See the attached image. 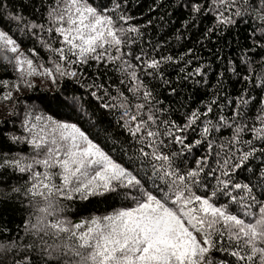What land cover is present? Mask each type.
<instances>
[{
  "label": "snow or ice",
  "instance_id": "obj_1",
  "mask_svg": "<svg viewBox=\"0 0 264 264\" xmlns=\"http://www.w3.org/2000/svg\"><path fill=\"white\" fill-rule=\"evenodd\" d=\"M141 2L20 0L18 8L6 10L0 0V68L15 74L14 80H0V101L34 88L37 77L52 85L67 78L87 83L100 107L118 114L120 129L102 146L99 133L89 130L103 120L80 96H72L59 103L75 113V122L25 109L22 135L3 138L0 132V207L13 205L25 214L7 242L3 236L9 230L0 228V264H264V70L253 68L257 57L264 68V2L181 0L187 16L175 39H187L189 30L211 16L195 43L206 48L223 42L222 48L208 49L223 65L213 95L202 108L185 111L182 122L172 118L179 109L164 107L149 81H162L180 103L175 97L181 82L207 84L211 65L200 62L187 70L200 61L195 47L178 57L161 55L167 41L149 38L153 19L134 23L130 8ZM162 6V0L154 2L147 13ZM156 19L167 24L171 17ZM242 24L249 43L240 48L237 64L221 53L231 46L227 33ZM23 37L31 48L22 46ZM232 39L239 43V34ZM181 63L176 81L168 80L165 66ZM109 73L119 84L97 82ZM229 73L252 87L234 98L226 95ZM111 127L109 122L103 131ZM223 129L231 136L221 140L214 134ZM197 131L199 138L190 139ZM21 144L27 150L13 152L9 146ZM200 147L205 153L193 157L195 166H184ZM258 158L261 163L253 166ZM109 194L132 206L76 222L66 215L65 201Z\"/></svg>",
  "mask_w": 264,
  "mask_h": 264
},
{
  "label": "trees",
  "instance_id": "obj_2",
  "mask_svg": "<svg viewBox=\"0 0 264 264\" xmlns=\"http://www.w3.org/2000/svg\"><path fill=\"white\" fill-rule=\"evenodd\" d=\"M19 2L20 0H4V4L8 6L6 10H11L13 6L18 8ZM154 2H161V0H142L138 7H131L130 12L133 16L137 17V20L134 21V23L137 24H143L145 20L153 19V26L148 30L149 38L160 42L167 41L162 49H160V54H172L173 56L178 57L188 48L195 47L196 54L200 57V61H194V63L187 70L192 71V69L195 68L200 62L211 65L207 73V84L201 83L197 85L192 80L181 82L179 95L175 97V101H179L180 103H183L187 106L183 109L180 108V103H175L173 101L169 94L167 86L164 85L162 81H160L159 79L149 81L150 86L154 88V92L158 94V98L163 101L164 107L171 106L174 111L176 109H179V111H175V115L172 118L182 122L183 113L185 111L197 107L202 108L203 105L201 102H207L213 95V92L215 91L213 85L216 84L218 78L217 73L222 70L223 65H221V63L208 49L215 50L217 48H222L223 42L219 44L208 43L206 48H201L200 45H197L195 43L197 39L202 35L205 28L210 26L212 22L211 16L205 19L197 29L189 30V32L187 33V39L177 41L175 39V34L177 29L180 28V22L187 16V9L179 8V3L181 2V0H162L163 6L160 7L157 11L148 14L147 9ZM261 2H264V0H261ZM109 7H111V5H109ZM24 11L27 12L28 9H24ZM141 13H145V15L141 17ZM161 15L170 16V22L167 24H163L160 20L156 19V17H159ZM249 23H252L253 26H255V23H258V21H249ZM12 31H17L15 24L12 25ZM247 31L248 29L245 28L243 24L240 25L239 28L229 31L227 33V38L229 39L231 46L229 48H224L221 55L233 58L236 60V63L239 64L240 48L247 47L249 43L245 40V34ZM237 33L239 34V43L232 39L233 36ZM23 39L24 44L22 46L25 49L31 48L33 46V44L28 40L27 37H23ZM40 54L45 59H47V53L40 50ZM180 67H183L182 63L179 65H166V78L170 81L175 82ZM253 68L255 73H259L264 70V68L261 67L259 57L256 58V63L253 65ZM241 72L243 73V69H241ZM228 75L232 76V78L231 80L225 78L226 95L234 98L242 90L243 87H252V85L236 82V76L232 75L231 73H229ZM91 77L92 73L91 70H89V83L91 82ZM3 79H8L10 81L15 79V74L11 71L10 68L7 70L0 68V80ZM109 79L112 83L119 84L120 78L113 73H109L107 78H102L101 81L97 82H104L107 84ZM121 87L123 88L124 86ZM3 91L4 89L0 88V93H2ZM256 95L257 94L253 92V96ZM72 96H80L82 98V102L86 101V106L95 110L96 115L103 120V125H97L96 128L90 129L89 131L91 133H99V136L96 137V139L99 143H101L102 146L110 145L112 142L111 138L113 136V133L120 132V129L117 125L118 114L114 111L102 109L100 107L101 102L97 101L89 94L87 83H77L76 81L67 78L59 81L57 85H52L49 80L37 77L35 78L34 88H23L20 93L14 92L12 100L0 101V132L3 133V138H7L11 135L23 134L21 128V120L23 118V112L25 109H30L35 114L51 115L55 119L75 122V113L72 112L71 109L59 103V100H70ZM53 97L58 98V100H53ZM189 97L190 99H188ZM220 103L225 104L226 101L221 99ZM231 110V107H229L226 110V114L230 113ZM218 111L219 110H217L216 113L211 114L212 119L215 120L216 115H218ZM17 113L19 115H17ZM109 122H111L112 127L110 131L104 132L103 128L107 127L109 125ZM214 135L220 137V139L222 140L226 137H230L231 132L229 130L223 129L222 134L215 133ZM244 136L245 138H248L250 136V133H245ZM196 138H199L198 131L190 137V139ZM9 146L12 147L13 152L21 149L27 150L28 147L23 144ZM178 148L179 146H173L172 151H177ZM5 150H7V148ZM204 153V147H200L198 150H193V154L188 156V158L184 161V166L194 167L195 159L193 157L199 158ZM177 163H179V160L177 161ZM260 163L261 159L258 158L253 161V166ZM243 175H245V173H241V176ZM12 182L15 183L16 181L13 180ZM146 187L150 190L151 184L146 185ZM64 203L67 204L66 215H68L74 222L79 221L81 217L84 216H90L94 214L102 215L117 210L121 207L132 206L131 201L126 200L123 196L115 194H109L103 197H93L88 201L77 200L75 202L65 201ZM24 215V213L17 210V208L13 205H5L3 207H0V228H6L9 230L3 236V240L5 242H7V240L11 236H15L17 234L16 228L18 225L22 224ZM20 235H22V233H20ZM217 258H223V254H218Z\"/></svg>",
  "mask_w": 264,
  "mask_h": 264
}]
</instances>
